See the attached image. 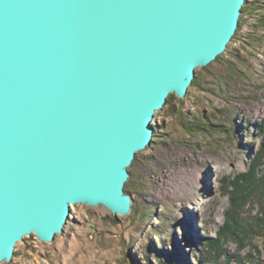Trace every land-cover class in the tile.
Instances as JSON below:
<instances>
[{"label": "water", "instance_id": "95a60500", "mask_svg": "<svg viewBox=\"0 0 264 264\" xmlns=\"http://www.w3.org/2000/svg\"><path fill=\"white\" fill-rule=\"evenodd\" d=\"M248 0H0V264L72 206L128 215L170 96L226 52Z\"/></svg>", "mask_w": 264, "mask_h": 264}, {"label": "rangeland", "instance_id": "374dc122", "mask_svg": "<svg viewBox=\"0 0 264 264\" xmlns=\"http://www.w3.org/2000/svg\"><path fill=\"white\" fill-rule=\"evenodd\" d=\"M247 21L222 54L240 78L221 97L210 93L224 72L215 61L197 69L203 90L189 88L156 113L152 144L128 169V215L72 206L63 234L26 236L2 264H264V207L237 189L252 172L264 181V53L242 50ZM197 118L210 130L189 132Z\"/></svg>", "mask_w": 264, "mask_h": 264}, {"label": "trees", "instance_id": "16d2710c", "mask_svg": "<svg viewBox=\"0 0 264 264\" xmlns=\"http://www.w3.org/2000/svg\"><path fill=\"white\" fill-rule=\"evenodd\" d=\"M249 18L253 19V22L251 24V27L249 28V31L245 34L244 40L242 42V48H243L242 50L250 51L251 53H254V54L260 50H263V53H264V1L250 3L248 0L247 4L244 5V7L242 8V15H241L239 28L235 36L233 37L232 41L238 37L240 31L248 23L247 19ZM242 50L240 48L239 51L241 52ZM236 53H232V56L239 57V53L237 54ZM216 61L221 64V67L224 68L225 73L223 71L222 72L218 71L217 73H214L215 86L212 89H210V93H213L215 96L216 95L220 96L223 89H225V86L227 87L230 86V83H233V81H235L234 79L238 80L240 78V75H239V71L236 70L232 61L225 60L222 58V56H220ZM190 88L203 90L204 86L202 84V81L199 80V77L197 75L195 79L193 80ZM172 97H174V95L169 97L167 103H169V100ZM205 122L206 121L204 118L203 119L197 118L196 121L192 123L194 127H190V128L188 127L187 130L189 132L191 131V129L198 130V131L204 129L208 131L210 130L209 127H212V126L209 124H206ZM203 125H207L206 127L207 129H205ZM262 151L263 150H260V153ZM260 157L261 158L259 159H262V160L264 159L263 152L260 155ZM251 174H253V172ZM251 174L250 176L245 175L239 179L237 189L242 192V195L246 199L250 198L251 200H253V199L258 198L257 201H259L261 205L264 207V181L259 180L257 177H255V175H251ZM252 184H253V187H252ZM260 220L264 222V218L263 219L261 218ZM254 226H255L257 235L260 236L263 233L262 231L263 228L261 226H258L257 224ZM223 236L224 237L228 236V233H225L223 231ZM170 260L171 259H169V261Z\"/></svg>", "mask_w": 264, "mask_h": 264}, {"label": "bare ground", "instance_id": "6f19581e", "mask_svg": "<svg viewBox=\"0 0 264 264\" xmlns=\"http://www.w3.org/2000/svg\"><path fill=\"white\" fill-rule=\"evenodd\" d=\"M190 88V87H189ZM157 113V112H156ZM154 137V136H153ZM152 141H153V138H152ZM68 222V221H67Z\"/></svg>", "mask_w": 264, "mask_h": 264}]
</instances>
